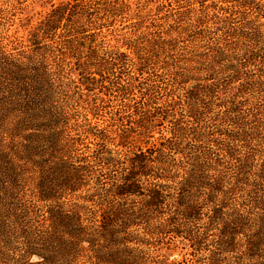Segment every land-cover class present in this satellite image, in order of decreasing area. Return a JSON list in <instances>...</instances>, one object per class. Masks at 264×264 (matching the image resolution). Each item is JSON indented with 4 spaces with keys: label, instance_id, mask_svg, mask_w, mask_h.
<instances>
[{
    "label": "trees",
    "instance_id": "obj_1",
    "mask_svg": "<svg viewBox=\"0 0 264 264\" xmlns=\"http://www.w3.org/2000/svg\"><path fill=\"white\" fill-rule=\"evenodd\" d=\"M258 3L71 0L0 52L6 264H264Z\"/></svg>",
    "mask_w": 264,
    "mask_h": 264
},
{
    "label": "rangeland",
    "instance_id": "obj_2",
    "mask_svg": "<svg viewBox=\"0 0 264 264\" xmlns=\"http://www.w3.org/2000/svg\"><path fill=\"white\" fill-rule=\"evenodd\" d=\"M67 1L71 0H0V52L4 54H6L5 52H13L11 45L17 47V43L19 42L21 36L25 34L26 30H29L31 27L36 25V23L40 21L53 6ZM257 1L264 9V1ZM254 11L255 10H251V8L248 10V14L251 18H254L256 15ZM259 21L264 22V18L260 17ZM102 31L103 32L100 33L99 30H97L95 39L98 47H104L105 50L121 48L120 46L122 45L117 41L116 35L112 36V34L108 32L107 28ZM127 31L130 30H125L122 34ZM96 121L97 120L95 119L93 120V122ZM98 123L101 124L102 121H99ZM155 137H158V134ZM5 253V248L0 243V264L7 263L5 262ZM172 254L174 257H178L177 259H181V257H179L180 250ZM9 255L13 254L8 253V256Z\"/></svg>",
    "mask_w": 264,
    "mask_h": 264
}]
</instances>
